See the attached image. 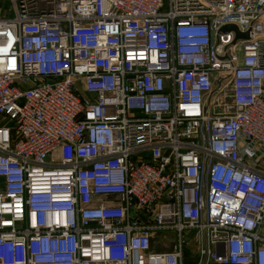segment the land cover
<instances>
[{"label": "built area", "instance_id": "1", "mask_svg": "<svg viewBox=\"0 0 264 264\" xmlns=\"http://www.w3.org/2000/svg\"><path fill=\"white\" fill-rule=\"evenodd\" d=\"M10 2L0 264H264V0Z\"/></svg>", "mask_w": 264, "mask_h": 264}, {"label": "crops", "instance_id": "2", "mask_svg": "<svg viewBox=\"0 0 264 264\" xmlns=\"http://www.w3.org/2000/svg\"><path fill=\"white\" fill-rule=\"evenodd\" d=\"M5 1H7L8 5H9L10 0H5ZM151 245L154 249L162 250V248L158 247L157 243H155L154 240L152 241ZM197 261H198V258H197V255L195 253L194 247L192 245L191 248L186 249L185 252L183 253V258H182L181 264H198ZM203 264H218V263L207 262V263H203Z\"/></svg>", "mask_w": 264, "mask_h": 264}, {"label": "rangeland", "instance_id": "3", "mask_svg": "<svg viewBox=\"0 0 264 264\" xmlns=\"http://www.w3.org/2000/svg\"><path fill=\"white\" fill-rule=\"evenodd\" d=\"M11 7V2L9 1V5L7 1L5 0H0V16H9L11 14L12 10L10 9ZM153 236L157 241H161L163 238L166 236H169V231L165 230V232H153Z\"/></svg>", "mask_w": 264, "mask_h": 264}, {"label": "water", "instance_id": "4", "mask_svg": "<svg viewBox=\"0 0 264 264\" xmlns=\"http://www.w3.org/2000/svg\"><path fill=\"white\" fill-rule=\"evenodd\" d=\"M227 30H232L234 32V38L237 39V38H242V37H246V33H239L237 30H236V27L233 25V24H225L223 26H221L219 28V31H222V32H225Z\"/></svg>", "mask_w": 264, "mask_h": 264}]
</instances>
